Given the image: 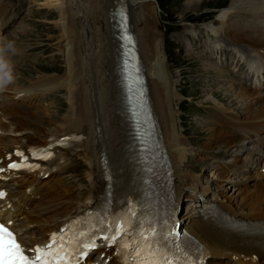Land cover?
<instances>
[{"label":"bare ground","instance_id":"bare-ground-1","mask_svg":"<svg viewBox=\"0 0 264 264\" xmlns=\"http://www.w3.org/2000/svg\"><path fill=\"white\" fill-rule=\"evenodd\" d=\"M2 1L0 33L15 21L7 23L9 13ZM206 1L191 0L183 9L185 12L198 11ZM115 2L113 5L109 0H46L42 4L43 8H54L58 12L55 27L59 34L54 45L62 53L65 63L56 73L41 72L35 77L30 65H26L30 69L29 76L33 77L29 86L22 88L15 82L0 92V169H4L0 171L3 179L0 191L6 190L5 198L0 199V217L13 223L22 240L23 235H29L24 244L30 247L45 243L52 232L60 230L71 219L106 204L110 198L109 183L114 187L116 199L123 203L131 193L144 186L143 165L127 119L119 40L114 35L111 15V11L123 3L129 10L137 36L160 137L173 170L170 179L175 211L180 210L184 200L189 201L182 217L183 227L202 246L210 264H264V92L252 89L261 90L259 83L245 82L249 78L244 73L248 62L233 49L220 54L209 51L211 48L205 49L200 56L205 60L207 57L220 59L227 67L235 66L243 71L242 83L235 85L233 76L229 81H232L231 89L237 93L233 99L237 104L233 107L238 110L240 101L247 102L238 112H231L229 106H217L212 112L215 117L210 121L211 129L207 130L212 141L206 139L208 142L200 146L197 156L199 159H207L209 155L233 157L231 164L212 165L213 172L207 177L213 178L217 173L218 178H223L230 173L238 183L226 186L231 192H211V182L204 185L203 174L185 165L188 155L195 152L178 130L175 101L179 91L166 65L156 3L152 0ZM243 2L247 0H232L216 19L223 23L222 27L226 26L223 33L232 42L251 47L259 73L264 69V25L253 24L250 20L245 25H225V15ZM243 6L242 9L247 8L245 4ZM252 7L245 11L254 10ZM256 11L264 17V7L256 6ZM203 28L206 34L211 32L217 39L222 37V29L216 23L205 24L199 31L184 28L181 34L201 40ZM217 39L213 40L215 47ZM17 44V53H25V62L38 63L34 60L36 57L33 61L31 58L38 47ZM193 47L202 48V45L195 43ZM187 54L191 55V52ZM39 66L35 67L39 70ZM214 70L221 71L206 63L202 65L201 73L205 75ZM26 74L29 73L23 72ZM207 85L211 86L208 99L217 101L220 94H229L230 88L222 80L211 84L207 81ZM60 88L66 92L67 108L49 101ZM44 99L48 100V105L44 104ZM220 123L223 126L218 127ZM219 138H224V142L217 145ZM239 139L248 140L250 146L241 152L230 149L218 153L214 150L224 145L232 148ZM74 154L81 156L87 165L88 186L77 197L73 196V184L63 178L69 177L67 173L71 170ZM12 162L31 163V166L17 171L9 167ZM8 181L16 187H9ZM114 262L117 264L116 259Z\"/></svg>","mask_w":264,"mask_h":264},{"label":"rangeland","instance_id":"rangeland-1","mask_svg":"<svg viewBox=\"0 0 264 264\" xmlns=\"http://www.w3.org/2000/svg\"><path fill=\"white\" fill-rule=\"evenodd\" d=\"M45 1L46 0H3L2 1L4 4V8L9 13V15L6 17L7 23L11 22L12 20L15 21L12 23V26L10 28L0 33V38H7L14 40L18 44L19 43L25 44L26 47H31V46L38 47V50L36 49V51H34V54L31 56V58L33 61V59L36 57L34 60L37 59L40 66L38 63L34 64L35 61H33L32 63L25 62L24 61L25 53L18 52L15 55H13L11 58L14 65L15 75L17 77L15 81L17 84L15 85L21 86L22 88L29 86L33 78L30 77L29 75L32 74V76L35 77L38 76V74L41 72H47V74L56 73L61 69H63L62 65L64 66L65 63L63 60L62 53L58 49H56L57 47L56 45H54L56 43L59 34L57 28L55 27L56 21L59 20L58 12L54 8H49V9L43 8L42 4ZM115 1L116 0H109L110 4L113 5L116 3ZM152 1L156 3V6L158 2V6L156 7L157 17L159 21L158 25H159L161 39L163 42L164 54L167 58L166 65L168 67V72L170 75H172L171 78H173V80L175 81L177 90L179 91L178 94L179 101L178 100L175 101L178 130L181 136L183 137L184 141H187V144L193 147L195 152L193 154L190 153L188 155V159H187L188 162L185 163V165L192 166L194 170H197L195 171L196 173L203 174L204 185L210 184L211 182V186H210L211 192L213 191L216 192L218 190L231 192V189L230 188L226 189V186L228 185L232 186L237 184L238 182H236L230 177L231 176L230 173L224 175L223 178H218L217 173L214 174L215 177L213 178L212 176L211 177H207V176L213 172L211 171L212 165L215 167H219L220 165L222 166L223 164H231L233 158L229 159L223 156L212 157V155H209L207 159L204 157L202 159H199L197 153L199 152L198 150L200 149V146H202V144L210 140L212 141V137L210 138V135L207 130L211 129L212 127L210 121L212 120L213 117H215V113L214 115L212 114L215 107L229 106V108L232 109L230 110L231 112H238L241 111V109L246 106L247 102L244 100V101H240V103L238 104L237 106L238 110L236 107H233L234 105L236 106L237 104V101L233 100L236 97L237 93L231 89L232 81L231 82L229 81L230 77L228 78L224 77V76H228L226 74L227 71L229 72L231 71L235 73L234 77L236 79L240 77L238 76V73L243 75V71H239L238 67L228 68L226 67L225 64H223L222 66L216 65L215 63L213 64L214 61L216 63H218V61L210 57L207 58L205 57L207 59L205 60L200 56L202 55V53H205L204 51H206L207 49L209 50L210 48L211 49L209 51L213 53L215 52L219 53L229 50L233 51L229 48H233L237 51L243 46L235 44L227 36L224 35L221 37L220 43H223L225 47H217V46L215 47L213 45L215 42L213 41L212 43L207 44V42H205V39L210 37L211 32H208L206 34L204 28L202 30H204L205 32H203L204 34L201 36L202 37L201 40L200 39L193 40L191 36H184L181 33L184 28H187L188 30L199 31V28L202 27L203 25L205 24L211 25L215 23L213 21L212 22L209 21L206 23H202L200 25V23L205 20L207 21L214 19L218 15V13L222 11V9L227 8L231 4L232 0H207L198 11L188 10V12H185L183 8L186 5V3L190 2L191 0H152ZM260 1L261 0H253V1L247 0V2L245 3L243 2L241 6L239 5L235 7L236 8L235 11L234 10L230 11V13L228 12V14L225 15L224 17L226 22V23L224 22L225 25H234V24L245 25L248 22V20H250V22L253 24L264 25V17L261 18L260 16H262V14H259L261 12L256 11V6L264 7L263 4L264 1L263 0L261 2ZM257 2L259 3V5ZM244 4L245 7L247 8L242 9L241 7H244L243 6ZM253 4L256 5L254 6ZM251 7L255 11L254 10H250L249 12L245 11L251 9ZM239 9H242L244 12ZM253 15H255L256 17H254ZM29 21H31V23ZM219 24L220 25L217 26L218 28H221L223 23L219 21ZM53 27L55 29H53ZM221 29L222 32L227 30L226 26H223ZM195 43L202 45V48L193 47ZM226 46H228V48H226ZM187 52H191V55H188ZM248 53H251L249 49L246 50L244 57ZM39 58L42 59L39 60ZM206 63H209L212 66L219 67L221 71L216 72L214 70L213 73H208L203 75L201 73L202 65H205ZM26 65H30L29 66L31 67L30 69L33 70L31 74H30V69L29 70L27 69L29 67L28 66L26 67ZM36 65L40 67L39 70L37 69V67H35ZM52 65L54 68L51 67ZM250 69L251 72L253 73L252 68ZM23 72L25 73L28 72L29 74L23 75ZM220 73L223 76L222 78H219L221 75ZM221 80L222 83L227 84L226 85L227 88H230V91H228L230 95L228 94L225 96L223 94H220L217 101L216 99L214 100V98L208 99L209 94H207V92L211 86L207 85V81L211 84V82L218 83ZM252 89L255 91L262 92L264 91V84H262L261 81V90L258 88H252ZM44 100H45L44 104L48 105V100L47 99ZM51 100L49 101L53 103L55 102L60 106H65L66 108L69 105L66 98V92L61 88L55 91L54 96L51 97ZM224 103H228V104H224ZM24 105L29 106V104H24ZM33 105L37 106V104H33ZM60 106H57V108ZM26 109L28 110L29 108L26 107ZM53 109L55 110V108H51L52 111H54ZM214 124L215 123L213 122V125ZM209 125L210 127H208ZM217 126L221 127L223 125L222 123H220V125L217 124ZM223 142H224V138L217 139V145ZM243 142L244 140L241 141V143ZM235 146L237 148L238 147L240 148V146L237 145ZM233 147L231 148L229 145H224L217 149L214 148V150L217 152L219 151L218 153H223L226 150L236 149V147L234 148ZM84 163L85 161L81 156L75 154L72 155V159L70 161L71 170L67 173L69 177H63L68 182L73 184L74 186L73 196L75 195V197L79 196L80 192L85 188H87L88 186L86 173H85L87 165ZM185 165L184 167L186 168ZM242 176H244L243 173ZM9 185H11L10 187L12 188L16 187V185L12 184V182H9ZM188 205H189L188 200L187 201L184 200L183 207L186 209Z\"/></svg>","mask_w":264,"mask_h":264},{"label":"snow or ice","instance_id":"snow-or-ice-1","mask_svg":"<svg viewBox=\"0 0 264 264\" xmlns=\"http://www.w3.org/2000/svg\"><path fill=\"white\" fill-rule=\"evenodd\" d=\"M23 155V154H20ZM21 165L11 163L10 168H17ZM4 171V169H0ZM6 193L0 191V197L5 196ZM135 215V213H130ZM123 218H117L112 224L99 226V232L103 233V240L110 244H116L122 249L121 256L123 257V248L126 247L122 243V229L127 228L126 223H122ZM110 233V234H109ZM126 234V231L123 233ZM86 235V239H76V249L74 250L76 255L74 257L76 264H80V261L88 255L90 249H94L96 245V231ZM50 243L37 246L34 250H26L19 242L15 232L7 226L5 223L0 222V264H69L68 254L64 253V249L68 246V240L62 233H53L50 237ZM136 251V249H134ZM137 256L140 253L136 252ZM151 259L141 261V264H170L166 256H163L156 252H150ZM158 257V259H157ZM199 259V258H198ZM127 264V262H126ZM184 264H189L185 259Z\"/></svg>","mask_w":264,"mask_h":264},{"label":"clouds","instance_id":"clouds-1","mask_svg":"<svg viewBox=\"0 0 264 264\" xmlns=\"http://www.w3.org/2000/svg\"><path fill=\"white\" fill-rule=\"evenodd\" d=\"M17 53L16 42L0 38V92L6 91L16 81L11 57Z\"/></svg>","mask_w":264,"mask_h":264},{"label":"water","instance_id":"water-1","mask_svg":"<svg viewBox=\"0 0 264 264\" xmlns=\"http://www.w3.org/2000/svg\"><path fill=\"white\" fill-rule=\"evenodd\" d=\"M118 15V19H119V22L121 23V20H122V17L120 16V14H116ZM117 27V26H116ZM118 28V27H117Z\"/></svg>","mask_w":264,"mask_h":264}]
</instances>
